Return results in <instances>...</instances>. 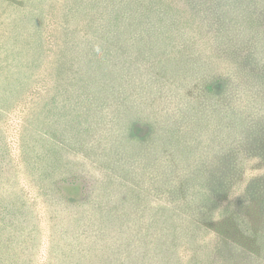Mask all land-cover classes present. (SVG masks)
I'll return each mask as SVG.
<instances>
[{"label":"trees","instance_id":"1","mask_svg":"<svg viewBox=\"0 0 264 264\" xmlns=\"http://www.w3.org/2000/svg\"><path fill=\"white\" fill-rule=\"evenodd\" d=\"M29 91L2 264H264V0H0V123Z\"/></svg>","mask_w":264,"mask_h":264},{"label":"rangeland","instance_id":"2","mask_svg":"<svg viewBox=\"0 0 264 264\" xmlns=\"http://www.w3.org/2000/svg\"><path fill=\"white\" fill-rule=\"evenodd\" d=\"M33 91H29V93H26L25 95H23V97L21 98L22 103H19V105H17V108L15 110L16 115H13L12 120L13 123H9L5 124L6 122L4 121V123H0V128L6 131V140H9V142L12 143L13 146L16 145V140H17V120L18 122H20V119L22 120L26 114L29 113L30 109L33 106V100H35V96L32 97ZM17 119V120H16ZM24 120V119H23ZM145 131V130H144ZM143 129H139L138 132L142 133L144 132ZM61 188L62 193L69 197V198H77L81 195L82 192V183L81 182H74L72 180H70L69 182H65L59 185ZM47 225L44 226V228L47 230ZM0 228H1V224H0ZM1 243H2V238L0 235V264H2V258H3V254L1 251Z\"/></svg>","mask_w":264,"mask_h":264}]
</instances>
